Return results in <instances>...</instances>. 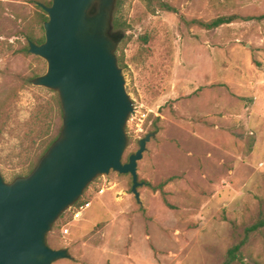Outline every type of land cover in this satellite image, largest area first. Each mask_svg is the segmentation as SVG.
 Instances as JSON below:
<instances>
[{"label": "rangeland", "instance_id": "374dc122", "mask_svg": "<svg viewBox=\"0 0 264 264\" xmlns=\"http://www.w3.org/2000/svg\"><path fill=\"white\" fill-rule=\"evenodd\" d=\"M34 1L51 0H0V97L12 101L0 111V172L8 182L38 163L63 124L58 92L31 81L47 61L21 50L26 32L45 36ZM161 1L117 0L113 13L124 24L113 30L126 33L117 55L135 104L124 161L157 132L138 165L141 202L130 174L96 178L80 198L92 201L82 219L68 208L48 234L53 248L72 254L54 264H223L243 240L234 264H264V227L247 234L264 215V20L208 30L181 19L260 15L264 0ZM170 177L165 194L150 186Z\"/></svg>", "mask_w": 264, "mask_h": 264}, {"label": "water", "instance_id": "95a60500", "mask_svg": "<svg viewBox=\"0 0 264 264\" xmlns=\"http://www.w3.org/2000/svg\"><path fill=\"white\" fill-rule=\"evenodd\" d=\"M116 1L39 3L49 17L45 40L30 41L29 52L45 59L48 69L31 81L58 92L63 124L31 173L8 182L0 172V264L72 258L69 248H53L48 234L99 176L130 174L141 202L138 165L157 132L140 138L139 148L124 161L135 104L117 55L125 33L113 30Z\"/></svg>", "mask_w": 264, "mask_h": 264}, {"label": "trees", "instance_id": "16d2710c", "mask_svg": "<svg viewBox=\"0 0 264 264\" xmlns=\"http://www.w3.org/2000/svg\"><path fill=\"white\" fill-rule=\"evenodd\" d=\"M159 2L161 0H158ZM35 4H36V7L38 9V19H39V22L41 24H43V27H44V23L46 20H48V13L39 5V3L41 1H34ZM41 3H44V2H41ZM52 3V0L50 2H47L45 1L44 4L46 5H51ZM160 6L165 9V10H170V11H173V12H178L177 9L173 6H171L170 4H165L164 2H160ZM238 18H243L245 20H264V13L260 14V15H255V16H248V17H240L239 15L237 14H232V15H221V16H218V17H215L209 21H206V20H203V19H198V18H193V19H187L184 15H181V19L186 22L188 25H196V26H199V27H202V28H205V29H208V30H211V29H215V28H219L220 26H223L225 24H230L232 22H235L238 20ZM113 26L115 28H117L118 30L120 28H122L124 26V24H122L121 22H119L118 20L117 21H114L113 22ZM126 34V33H125ZM26 37H27V40L28 42L26 43L25 46H23L21 48V50L23 51V53L25 54H30L29 52V42L30 41H33L35 42L36 44H40L42 42H44L45 40V36L43 38H37V36L35 35V33L33 31H28L25 33ZM125 38V36H124ZM124 38L121 40V42L124 40ZM124 42V41H123ZM118 59H119V64L122 68H125L126 67V63H125V59H124V55L123 56H118ZM39 76V75H38ZM37 77V76H35ZM34 77V78H35ZM32 80V79H31ZM12 103V101H10V97L9 95L8 96H5V97H0V111L3 110V109H6L10 106V104ZM4 131H3V128L0 126V137L3 135ZM59 136V135H58ZM54 137L52 140H50L47 145L45 146L44 150H43V154L49 149V147L52 145V143L57 139V137ZM133 153V152H132ZM131 154V153H130ZM129 154V155H130ZM129 155L126 159L125 162L128 161L129 159ZM37 164H34L33 166H31V168L29 169V171L27 173H25V175H28L29 173H31L33 171V169L35 168ZM122 175H126V174H122ZM132 177V176H131ZM173 180V177H170L168 179H166L165 181L157 184V185H152L150 184V186H152V188L154 190H162L163 193L165 194V191H164V187L167 183H169L170 181ZM132 184H133V180H132ZM166 200V199H165ZM83 199H80L77 203H80L82 202ZM166 202H168L166 200ZM169 204V203H168ZM264 227V215H262L257 221L256 223H254L253 225H251L250 227L247 228V234H250L254 231H257V230H260L261 228ZM246 240H243L241 243L239 244H236L234 246H232L228 253H227V256H226V259L225 261L223 262V264H234L237 260H239V255L241 254L242 252V246L244 244Z\"/></svg>", "mask_w": 264, "mask_h": 264}, {"label": "built area", "instance_id": "2783aa9c", "mask_svg": "<svg viewBox=\"0 0 264 264\" xmlns=\"http://www.w3.org/2000/svg\"><path fill=\"white\" fill-rule=\"evenodd\" d=\"M105 177V175H104ZM107 189L106 185H102L100 191L105 192ZM92 206V201L83 198V201L80 203H75L72 207L69 208V212L71 213V218L74 221H79L84 216L86 210L90 209ZM70 232V228H65V235Z\"/></svg>", "mask_w": 264, "mask_h": 264}, {"label": "crops", "instance_id": "0c3cea01", "mask_svg": "<svg viewBox=\"0 0 264 264\" xmlns=\"http://www.w3.org/2000/svg\"><path fill=\"white\" fill-rule=\"evenodd\" d=\"M237 79H238V81H237V80L235 81L237 84H241V83L244 81L243 78H240V79L237 78ZM263 79H264V76H263ZM263 100H264V99H263ZM263 100H262V101H263ZM257 105L259 106V105H261V104H258V103H257Z\"/></svg>", "mask_w": 264, "mask_h": 264}]
</instances>
